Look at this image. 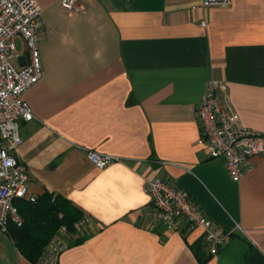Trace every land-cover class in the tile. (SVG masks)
Listing matches in <instances>:
<instances>
[{"label":"crops","instance_id":"1","mask_svg":"<svg viewBox=\"0 0 264 264\" xmlns=\"http://www.w3.org/2000/svg\"><path fill=\"white\" fill-rule=\"evenodd\" d=\"M36 1L43 78L24 94L34 119L21 122L16 155L31 193H59L87 216L58 264H264V156L232 180L195 118L215 79L233 122L264 134V0ZM89 150L119 159L98 169ZM156 176L189 190L234 231L229 242L213 253L201 228L154 224ZM0 264H33L1 227Z\"/></svg>","mask_w":264,"mask_h":264},{"label":"built area","instance_id":"2","mask_svg":"<svg viewBox=\"0 0 264 264\" xmlns=\"http://www.w3.org/2000/svg\"><path fill=\"white\" fill-rule=\"evenodd\" d=\"M203 6H229L232 0H201ZM63 8L78 10L76 0H61ZM42 8L36 0H0V227L21 225L23 218L16 201H35L30 192L27 167L16 155L23 143L21 122L31 121L34 114L25 100V92L43 78L40 54ZM203 25H206L203 22ZM18 40L24 50L18 48ZM23 57V61L19 59ZM227 84L211 79L199 102L195 118L200 126L199 144L210 158L224 157L227 171L234 181L253 169L254 156H264V134L246 126L236 125L227 105ZM88 159L103 169L117 156L89 150ZM150 210L154 224L176 229L185 223L189 230L201 228L205 240L217 253L234 234L214 223L189 190L177 181L156 176L147 183ZM87 222V216L82 218ZM56 236L46 247L38 264H58L64 243L55 246Z\"/></svg>","mask_w":264,"mask_h":264},{"label":"trees","instance_id":"3","mask_svg":"<svg viewBox=\"0 0 264 264\" xmlns=\"http://www.w3.org/2000/svg\"><path fill=\"white\" fill-rule=\"evenodd\" d=\"M23 218L21 225L8 224V233L17 249L33 264H38L46 247L61 227L74 230L84 217L83 212L69 199L55 192L45 191L35 201H16Z\"/></svg>","mask_w":264,"mask_h":264},{"label":"rangeland","instance_id":"4","mask_svg":"<svg viewBox=\"0 0 264 264\" xmlns=\"http://www.w3.org/2000/svg\"><path fill=\"white\" fill-rule=\"evenodd\" d=\"M18 44H19V40H18ZM87 225V222H82V218L79 219L78 222L75 223L74 225V230L73 231H69L68 228L66 227H61L59 229V231L57 232V234L55 235L56 236V242H55V246H60L64 243H67L69 241H71V239H76V238H79L80 236H75V237H71L73 235H71L72 233L75 234V232H78V231H81L85 228V226ZM71 237V239H70Z\"/></svg>","mask_w":264,"mask_h":264}]
</instances>
